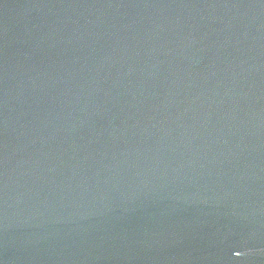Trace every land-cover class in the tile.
<instances>
[{
    "label": "water",
    "instance_id": "water-1",
    "mask_svg": "<svg viewBox=\"0 0 264 264\" xmlns=\"http://www.w3.org/2000/svg\"><path fill=\"white\" fill-rule=\"evenodd\" d=\"M0 264H264V0H0Z\"/></svg>",
    "mask_w": 264,
    "mask_h": 264
}]
</instances>
